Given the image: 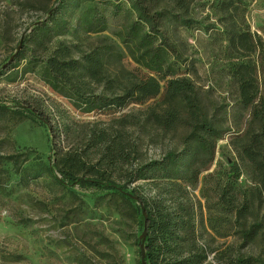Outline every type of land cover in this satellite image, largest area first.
<instances>
[{
    "label": "rangeland",
    "instance_id": "rangeland-1",
    "mask_svg": "<svg viewBox=\"0 0 264 264\" xmlns=\"http://www.w3.org/2000/svg\"><path fill=\"white\" fill-rule=\"evenodd\" d=\"M58 2L0 0V105L5 106L0 109V264H139L142 228L139 213L133 210L136 202L126 201L113 190L64 185L47 173L34 175L40 163L52 164L65 154H81L129 191L150 201L160 199L167 210L188 220L190 234L181 231L188 239L179 250L188 255L193 245L206 257L202 264H237V259L247 256L253 258L252 264H264V242L245 245L226 216L209 209L212 199L203 193L209 174L213 176L206 186L221 189L225 171L235 160L242 166L237 185L248 194L254 187L249 170L233 151L231 132L219 138L215 161L197 183L172 184L150 170L145 178L136 172L138 168L163 159L173 149L180 150L185 133L182 128L166 131L147 119L143 109L156 99L88 113L45 83L44 62L30 70L32 54L45 60L66 44L76 58L82 55L78 50L88 51L99 39L114 43L123 53L121 61L111 64L113 75L122 79V72H135L139 67L109 30L89 34L76 30L78 16L98 1L83 3L75 12L69 1L57 12ZM119 2L123 5L120 15H113L112 5L106 9L114 25L128 18L129 2ZM51 9V14L57 12L70 21V29L42 50L36 47L39 39L32 32L36 23L47 21ZM189 16V26L170 20L163 32L182 49L185 62L180 73L189 71L187 76L205 103L219 109L224 123L235 127L248 116L240 108L235 66L248 60H259L260 65L264 52L250 54L230 45V37L250 30L264 43V0H195ZM21 40L23 49L18 52ZM14 54L17 65L4 72L3 65ZM24 106L50 118L58 155L52 148L50 129ZM17 154L16 166L8 157ZM54 170L62 177L57 166ZM260 211L264 213V205ZM215 216L221 219L218 231L210 221Z\"/></svg>",
    "mask_w": 264,
    "mask_h": 264
},
{
    "label": "trees",
    "instance_id": "trees-1",
    "mask_svg": "<svg viewBox=\"0 0 264 264\" xmlns=\"http://www.w3.org/2000/svg\"><path fill=\"white\" fill-rule=\"evenodd\" d=\"M68 1L73 4V12L83 3L98 1V4L85 9L78 16L76 30L88 34L109 30L139 66L137 71L122 72V79L112 74L111 64L121 61L123 53L106 39H99L88 51L78 50L82 55L76 58L71 56L66 44L45 60L32 54L28 64L30 70L44 62L42 76L45 83L65 93L88 113L109 107L123 109L130 104L140 105L156 99L154 104L143 109L147 119L166 131L182 128L185 133L181 137L180 150L173 149L163 159L138 168L136 172L145 178L150 170L172 184L197 183L204 170L215 161L219 138L231 132L233 151L249 170L254 187L248 194L246 189L237 185L242 166L235 160L230 161V167L225 171L226 183L221 189L215 187L212 190L206 186L213 176L209 174L203 193L212 199L209 209L222 212L227 224L240 233L245 245L264 242V213L260 215L264 205V60L260 61V65L257 63L259 60H248L235 66L240 108L247 111L248 116L232 127L224 123L219 109L205 103L195 82L187 76L186 72L189 71L180 73V65L185 62L182 49L176 40L163 32L170 20L189 26L191 6L195 0H127L130 4L126 9L128 18L116 25L108 19L106 9L112 5L113 15H120L123 12L120 0H59L57 12L67 6ZM52 10L48 11L47 21L36 23L32 32V36L39 39L36 47L42 50L54 37L70 29V21L63 15L57 16V12L51 14ZM230 45L240 46L250 54L264 52V43L250 30L235 32L230 37ZM16 65L14 60L7 62L4 72ZM99 86L102 87L101 92L96 91ZM4 107L0 105V109ZM24 108L37 115L50 129L52 148L54 154L58 155L60 148L56 144V132L50 118L29 106ZM18 156L10 155L8 158L17 166ZM55 166L62 177L56 175ZM40 168L34 173L35 176L47 173L64 185L113 190L126 201L136 202L138 206L133 205V210L139 213L141 220L142 231L138 244L139 251L141 244L144 247L145 264H202L205 260V255L196 252L193 245L188 255L179 250L182 241L188 239L185 236L183 238L181 231L190 234L188 228L192 225H189L188 220L167 210L160 199L150 201L145 196L129 191L97 164L88 163L81 154H65L55 158L52 164L40 163ZM220 220L216 216L210 220L216 231ZM145 228L146 236L142 241ZM252 261L253 258L247 256L237 259L235 263L252 264ZM141 262L142 251L139 264Z\"/></svg>",
    "mask_w": 264,
    "mask_h": 264
},
{
    "label": "water",
    "instance_id": "water-1",
    "mask_svg": "<svg viewBox=\"0 0 264 264\" xmlns=\"http://www.w3.org/2000/svg\"><path fill=\"white\" fill-rule=\"evenodd\" d=\"M22 44H23V40L20 41V45L18 46V49H17V50H19V49L21 48ZM15 56H16V54H14V55L9 59L8 63H10L11 61H13L14 58H15ZM6 65H7V63L3 65V68H4ZM143 214H145V220L147 221V214H146L145 208H143ZM145 232H146V228L144 229V232H143V234H142V235H143V236H142V241H144V238H145V236H146V235H145ZM140 251H142V262H141V264H145V262H144L145 251H144V247H143L142 244L140 245Z\"/></svg>",
    "mask_w": 264,
    "mask_h": 264
}]
</instances>
